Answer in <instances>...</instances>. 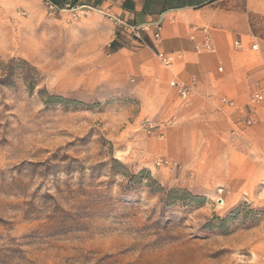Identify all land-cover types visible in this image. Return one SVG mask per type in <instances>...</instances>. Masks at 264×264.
Returning a JSON list of instances; mask_svg holds the SVG:
<instances>
[{
	"label": "rangeland",
	"instance_id": "obj_1",
	"mask_svg": "<svg viewBox=\"0 0 264 264\" xmlns=\"http://www.w3.org/2000/svg\"><path fill=\"white\" fill-rule=\"evenodd\" d=\"M96 14L73 20L49 15L41 0H0V264H264V180L251 197L223 186L196 193L202 185L179 168L156 166L170 156L141 123L157 119L139 117L137 83L114 72L111 23ZM249 15L256 56L264 13ZM48 94L65 101L45 103ZM108 143L133 172L147 168L138 153L151 152L154 174L147 169L166 192L180 190L177 201L124 190Z\"/></svg>",
	"mask_w": 264,
	"mask_h": 264
},
{
	"label": "crops",
	"instance_id": "obj_2",
	"mask_svg": "<svg viewBox=\"0 0 264 264\" xmlns=\"http://www.w3.org/2000/svg\"><path fill=\"white\" fill-rule=\"evenodd\" d=\"M52 1L60 7L68 3L90 5L102 12H97V17L111 23L112 36L107 45L114 72L136 81L133 93L141 104L139 117L143 114L157 121L173 118V126L165 131L157 149L180 164L179 170L192 185H202L194 187L193 192L223 186L238 198L255 193L264 180V111L256 113L257 124L232 135L237 112L221 104L220 99L226 97L245 106L253 84L264 72V50L253 56L249 52L256 50L232 48L234 39L244 45L256 42L249 14L264 13L263 6L254 0H249L247 10L231 7L232 0ZM166 11L175 22L164 21L161 50L182 54L169 69L160 64L152 48L151 31L137 39L115 29L109 18L119 16L131 25H140L157 20ZM193 26L209 27L214 53L195 52L203 35L192 30ZM172 81L191 87L186 102H177ZM138 155L141 165L154 174L153 154L143 150Z\"/></svg>",
	"mask_w": 264,
	"mask_h": 264
},
{
	"label": "built area",
	"instance_id": "obj_3",
	"mask_svg": "<svg viewBox=\"0 0 264 264\" xmlns=\"http://www.w3.org/2000/svg\"><path fill=\"white\" fill-rule=\"evenodd\" d=\"M46 12L49 15H68L73 20L79 19L86 12L95 11L102 13L100 10L95 9L94 7L87 4L71 5L66 4L63 7L58 6L52 0H41ZM115 29L122 33L130 34L137 39L142 37L143 33H148L151 31V43L152 48L155 51V54L164 68H171L179 59L182 58L180 52H164L161 50L162 46V27L165 20H169L171 23L175 22V17L166 12L159 14L157 20L153 22H146L140 25H131L127 23L124 19L119 16H109ZM194 31L202 32L203 38L200 43H197L194 47L196 53H214L215 46L211 40V34L209 27H191ZM191 39H194L191 36ZM232 48L235 50H257L258 44L256 42L251 43L250 45H244L240 39H234L232 41ZM171 87L176 91L177 97L180 102H186L190 93L191 87L187 84L180 83L177 81L171 82ZM221 104L227 106L231 110L237 112V117L232 120L233 128L230 133L232 135H237L243 133L248 128L254 126L258 123L256 118V113L259 110L264 111V72L259 80L253 84V89L251 90L247 103L245 106H239L236 104L235 100L222 97L220 99ZM172 121H157L153 118L146 117L142 120V129L143 132L152 138H155L158 141L164 140L165 131L171 125ZM155 165L158 167H163L169 171H173L180 167V164L174 160L168 159L166 157L158 158L155 162ZM219 191H222L220 189Z\"/></svg>",
	"mask_w": 264,
	"mask_h": 264
},
{
	"label": "trees",
	"instance_id": "obj_4",
	"mask_svg": "<svg viewBox=\"0 0 264 264\" xmlns=\"http://www.w3.org/2000/svg\"><path fill=\"white\" fill-rule=\"evenodd\" d=\"M115 48V47H114ZM35 71V68H33ZM34 74L31 75V85L33 86L35 81L38 79V76L36 72H33ZM39 93L42 95L43 91H39ZM47 100H45V103H61L65 101V99L62 96L58 95H49L47 96ZM108 150L110 153V174L114 176H121L125 182L123 183V189L124 190H130L131 188L135 186H145L149 189V192L151 193H165V200L168 203H174L177 201L176 195L180 192L178 189H170L166 192V189L164 188L161 183L152 176L150 170L147 168H142L138 172H133L130 170V168L121 162L120 160H117L113 158V146L111 143H108ZM76 161V160H74ZM103 164V163H102ZM102 164L98 166H102ZM71 168V167H70ZM68 170V169H67ZM190 202H193L195 204H202L201 202H204V198H201L203 196L193 195L189 192H185Z\"/></svg>",
	"mask_w": 264,
	"mask_h": 264
}]
</instances>
